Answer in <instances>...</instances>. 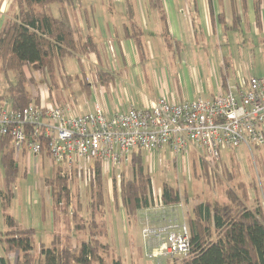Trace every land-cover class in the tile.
<instances>
[{"label":"trees","instance_id":"obj_1","mask_svg":"<svg viewBox=\"0 0 264 264\" xmlns=\"http://www.w3.org/2000/svg\"><path fill=\"white\" fill-rule=\"evenodd\" d=\"M82 1L17 0L18 12L6 21L0 32L2 72L5 77L10 72L15 74L14 82H8L0 98H9L15 111H22L31 103L39 102V98L34 97L28 90L26 69L34 67L37 71L49 75L55 86L57 85L55 70L58 61L66 57L80 59L91 53L98 54V47L92 37L83 38L72 19L71 11ZM208 1L211 5L212 0ZM245 2L246 0H242L243 6ZM53 4L59 5L58 18L52 16L50 12V5ZM263 4L264 0H254L258 26L261 22ZM149 5L161 14L165 22L162 0H149ZM125 6L131 17L134 14L131 0H125ZM210 10L213 13L211 6ZM219 19L222 21V16ZM239 22V17L234 12L233 29L239 28ZM135 30L133 26V33L131 35L128 31L127 33L134 39L139 55L144 57L146 51L143 40L140 33L134 32ZM163 36L166 38L169 36L166 28H164ZM169 40L168 38L167 41ZM96 74L102 84L110 80L108 74L102 70H98ZM223 83L226 85L225 81ZM14 154L11 139L7 137L0 139V162L4 170L3 189L0 196L7 227L1 239L5 255L0 257V264H93L94 262L108 264L99 253L102 245L95 231L98 227L95 212L104 207L106 202L101 189L103 181L101 163H93L95 173L88 184L91 193L89 207L93 211L89 223V227L93 230L89 238L81 240L77 246H72L70 236L65 237V244L61 236H55L50 247L41 246L39 258L35 260L32 255L35 230L21 228L18 221L7 214V209L11 207L15 198V184L22 175ZM130 157L133 178L122 180L119 193L128 222L133 221L139 211L149 209L153 203L152 180L145 168L141 150L134 151ZM203 163L206 164L204 161ZM54 170V177L47 179L46 184L51 187L55 213L59 210L66 213L69 209L72 222L79 220L75 221V229L82 231L85 228L83 223L85 219L78 217L76 210L70 209L68 194L70 187L66 179L61 176L60 170L56 167ZM73 177H77L76 171ZM95 188L97 191L94 192ZM162 200L163 204L169 207L179 205L182 198L179 191L165 184ZM248 201L247 192L243 193L242 197L231 192L228 202L214 205L206 203L195 207L194 216L189 219L190 254L187 258L181 259L179 264H264V204L256 198V204L248 207ZM63 206L65 209L60 208ZM103 225L105 222L102 223ZM107 247L109 248L110 245L107 244ZM13 252L16 253V258L12 262ZM111 264H123V262L120 257H116L112 259Z\"/></svg>","mask_w":264,"mask_h":264},{"label":"crops","instance_id":"obj_2","mask_svg":"<svg viewBox=\"0 0 264 264\" xmlns=\"http://www.w3.org/2000/svg\"><path fill=\"white\" fill-rule=\"evenodd\" d=\"M133 1H137L139 5L143 0H131L134 9L131 17L128 15L125 0H109V6H104L105 3H103L102 8L98 10L93 7L92 0H86L87 7H83L80 3L73 9L75 17L72 16V19L79 28V34L83 38L92 37L98 47V54L91 53L86 56L87 59H93V73H88L85 67L83 69L80 67L81 76L75 77L86 96L81 104L76 100L71 103L70 109L73 114L84 115L94 111L96 106H100L108 116H112L120 111L147 108L161 97L171 98L177 102L198 98L210 100L221 92L224 81L226 84L239 87L249 76L257 77L249 74L253 65L246 64L242 58L246 54L250 61L253 55H264V4L258 26L254 0H246L244 6L242 0H212L211 5L208 0H162L165 22L161 14L150 7L149 0H144L145 8L136 6ZM115 5L118 6L115 7ZM18 10L17 0H0V32L6 21ZM234 12L240 21L237 30L233 29ZM220 16L222 21L219 19ZM165 23L166 26H164ZM133 26L143 40L146 51L144 57L139 55L134 39L128 35L133 33ZM164 28L169 34L167 38L163 36ZM237 33L253 36L251 44L253 49L245 52L243 56L240 50L232 47L234 46L232 34ZM168 38L169 41H167ZM223 39H227L229 43L227 46L232 45L226 55L221 49ZM197 48L203 49L204 58ZM193 50H196V54ZM187 51L190 55H187ZM167 55L171 58L166 57ZM98 70L108 74L110 80L106 84L99 81L96 74ZM3 76L5 77L4 74ZM8 79V76L5 77L7 85L11 82ZM13 79L15 80V74ZM69 79L72 77L68 76L66 80ZM49 87L50 90L42 88L38 93V103L56 101L69 107V102L64 95L56 92L58 84ZM55 93L58 94V99L55 98ZM91 97H94L93 104ZM27 155L30 154L25 151L15 152L14 159L18 166L19 161ZM34 158H40L42 162L48 160L45 155ZM173 207L178 211L177 206ZM121 210L126 224L135 223L142 228L146 223L160 225L159 211L155 213L156 211L151 209H143L137 213L133 221L128 222L122 203ZM178 212L184 211L181 209ZM62 213L60 211L55 213L52 200L48 222L51 225L52 235L56 232L55 225L64 227L66 219ZM190 218L192 216L187 219L188 226H190ZM184 219L183 215L180 220ZM16 220L23 228L22 220ZM26 229L35 230L34 226ZM5 232H0V241ZM54 238L55 236L53 240ZM144 242V249L147 250L158 244L157 241L152 242L149 239ZM2 246L5 255L4 245ZM0 257H2L1 254ZM137 260H140L139 255ZM147 261L154 264L172 263L167 259L160 261L147 259Z\"/></svg>","mask_w":264,"mask_h":264},{"label":"built area","instance_id":"obj_3","mask_svg":"<svg viewBox=\"0 0 264 264\" xmlns=\"http://www.w3.org/2000/svg\"><path fill=\"white\" fill-rule=\"evenodd\" d=\"M221 89L210 100L177 102L161 97L147 108L112 116L100 106L84 115L73 114L56 101L34 102L15 111L9 98H0V139H11L16 153L45 155L65 179H72L76 171L85 184L94 176V162L111 173L138 150L155 152L165 147L176 157L199 151L212 165L226 150L264 146V78L250 76L239 87L222 83ZM152 201L149 209L159 211L161 222L143 228L144 237L158 243L147 259L187 258L188 225L173 215L177 208L163 204L162 192L154 185Z\"/></svg>","mask_w":264,"mask_h":264},{"label":"rangeland","instance_id":"obj_4","mask_svg":"<svg viewBox=\"0 0 264 264\" xmlns=\"http://www.w3.org/2000/svg\"><path fill=\"white\" fill-rule=\"evenodd\" d=\"M92 1L95 10L102 8L103 3H105L104 6L110 5L109 0ZM82 2L81 5L87 7L86 0ZM133 2L136 6L140 7H144L145 4L144 0L139 5L137 1ZM111 6H114V4H111ZM117 6L115 5V7ZM58 10L59 5H50V12L55 18L59 17ZM71 15L73 18L75 17L73 10L71 11ZM137 31L136 29L134 32ZM242 34H232L234 46H227L229 44L227 39L222 40L223 46L221 49L225 55L232 47L240 50L242 56L245 52L253 49L251 46L253 36ZM197 51H201V55L203 56V49L197 48ZM193 53L196 54V50H193ZM187 55H190L188 51ZM166 57L171 58L169 55ZM242 59L246 64L250 63L253 65V69L249 74L255 75L258 78H264V55H253L249 61L245 54V57ZM93 65V59H87L86 56H82L80 59L66 57L57 62L55 75L59 87L56 92L64 95L69 102L70 108L73 101L76 100L81 104L86 96V93L80 88V83L75 79L76 75L81 76L80 67L82 69L85 67L88 73H93ZM26 73L28 77V90L33 96L35 94V97H38V93H40L42 88L50 90L49 86H53L54 82H51L50 76L37 71L34 67L26 69ZM68 76L72 77V79L67 81ZM8 77L13 82V72H10ZM66 81L68 82L67 84L65 83ZM6 86L7 83L0 66V93L4 91ZM58 94H56V99H58ZM167 99L172 100L171 98ZM93 101L94 97H91L92 104ZM61 106L64 107L63 105ZM141 153L145 162V168L151 176L152 187L154 185L157 191L161 190L162 192L164 185L167 184L179 191L182 201L177 207L178 211L182 209L184 212L179 213L176 209L173 215L177 219H180L184 215L185 219L182 221L186 223L189 217L194 216L195 207L206 203L214 205L216 203L223 204L224 202H228L229 193L231 192L235 193L238 197H242V194L247 192L249 194L248 207L256 204V198L264 204V146L252 147L251 149L240 146L235 149L226 150L222 153L219 162L212 165H209L200 158L199 151H193L184 157H176L165 147L157 152L141 151ZM203 161L206 163L205 165ZM19 168L22 175L19 176L15 184V198L12 201L11 207L7 209V214L18 220H22L23 228L34 226L33 258L35 260L39 258L42 245L47 248L51 246L54 236H61L64 240L63 244L66 243L65 237L70 236L72 238V246H77L81 240H87L93 230L89 227L93 211L89 207L91 193L88 184H85L83 180L81 181L78 176L66 179L70 187V192L68 193L70 209L76 210L78 217L85 219L83 222L85 228L82 231L75 229L76 222L79 220L77 219L75 220L76 222L73 221L71 224L70 212L67 209L66 213H62L66 219L64 227L60 228L59 224L55 225L56 232L52 235L50 233L51 225L48 222L53 199L51 187L46 184V180L54 177V167L52 170V165L48 160L42 162L40 158H32L31 155H27L19 161ZM103 169L102 167L103 181L101 189L106 202L104 207L95 212V218L98 222V227L95 231L102 245L99 253L108 264H111L112 259L116 257H120L123 264H154L146 259V255L151 249H144V241L146 240L143 234L144 227L142 228L141 225L135 223L131 225L126 224L122 216L119 193L121 191L122 180L126 181L133 178L131 157L111 173H105ZM3 177V169L0 164V192L3 189ZM95 189L94 192L97 191V188ZM2 206L0 196V232L7 230ZM60 208L65 209L64 206ZM59 211L62 212L61 210ZM58 214L60 215V213ZM103 222H105V225L102 226ZM107 244L110 245L109 248H106ZM0 254L1 256L4 255L1 241ZM11 255L13 262L16 258V253L13 252ZM138 255L140 260H137ZM171 262L170 264H179L180 260L176 259ZM93 264L98 263L94 262Z\"/></svg>","mask_w":264,"mask_h":264}]
</instances>
